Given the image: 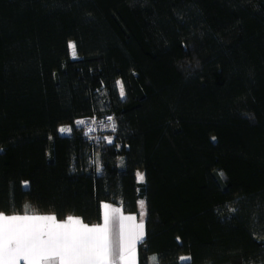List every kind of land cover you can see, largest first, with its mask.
<instances>
[{"label":"trees","instance_id":"obj_1","mask_svg":"<svg viewBox=\"0 0 264 264\" xmlns=\"http://www.w3.org/2000/svg\"><path fill=\"white\" fill-rule=\"evenodd\" d=\"M139 199V264H264V0H0V212Z\"/></svg>","mask_w":264,"mask_h":264},{"label":"snow or ice","instance_id":"obj_2","mask_svg":"<svg viewBox=\"0 0 264 264\" xmlns=\"http://www.w3.org/2000/svg\"><path fill=\"white\" fill-rule=\"evenodd\" d=\"M69 48L75 56V44L69 42ZM120 94H125L122 85ZM137 178L143 181L144 174L137 173ZM139 203L143 209L144 202ZM103 208V223L92 226L73 216L58 221L55 215H30L28 206L23 215L0 212V264H136V243L144 237L143 220L132 230L124 221L134 217L121 215L117 232L114 214L120 209L109 210L107 204Z\"/></svg>","mask_w":264,"mask_h":264},{"label":"crops","instance_id":"obj_3","mask_svg":"<svg viewBox=\"0 0 264 264\" xmlns=\"http://www.w3.org/2000/svg\"><path fill=\"white\" fill-rule=\"evenodd\" d=\"M141 200H143V199H139L137 201V212L136 213H127V212H124L120 207L113 206L111 204H108V203L104 202V203H102V207H101V220H100V222L95 223V224H88V223L84 222L81 219L83 223L88 224L89 226L97 225V224H102L103 223V213H104L103 205L104 204H107L109 206V210H111V209H120V212L119 213H115L114 214L117 217V223H116V226H115L117 232H118V227H119V220H118L119 216L122 215L124 217H129V216L134 217L133 220H125L124 221L126 227L129 228V229H132V230H135L134 226L137 225V224H139L141 222V219H142L143 220V225H144V237H143L142 240L137 241V243H136V264H139L138 245L144 240V238H145V230H146V227H145L146 208H145V203H144V207H143V209H141L140 203H139ZM141 211H143V217H141ZM8 215H13V214H8ZM19 215H23V214H19ZM30 215H54V214H52V213H45V214H30ZM67 217H65L63 219H58L56 217V219L58 221H64ZM73 217H78V216H73ZM78 218H80V217H78Z\"/></svg>","mask_w":264,"mask_h":264},{"label":"built area","instance_id":"obj_4","mask_svg":"<svg viewBox=\"0 0 264 264\" xmlns=\"http://www.w3.org/2000/svg\"><path fill=\"white\" fill-rule=\"evenodd\" d=\"M98 121L95 118H85L82 126L86 135H96Z\"/></svg>","mask_w":264,"mask_h":264},{"label":"rangeland","instance_id":"obj_5","mask_svg":"<svg viewBox=\"0 0 264 264\" xmlns=\"http://www.w3.org/2000/svg\"><path fill=\"white\" fill-rule=\"evenodd\" d=\"M71 53H72V51H71ZM72 55H73V54H72ZM120 89H121V86H120ZM190 140H191V142L193 143V145L196 146V143H195V141H194V139H193L192 137L190 138ZM141 201L144 202V200H141Z\"/></svg>","mask_w":264,"mask_h":264}]
</instances>
